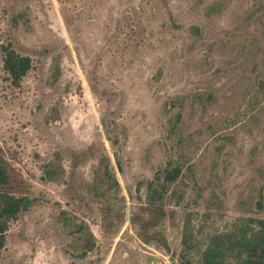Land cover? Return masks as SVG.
I'll return each instance as SVG.
<instances>
[{
	"label": "rangeland",
	"instance_id": "obj_1",
	"mask_svg": "<svg viewBox=\"0 0 264 264\" xmlns=\"http://www.w3.org/2000/svg\"><path fill=\"white\" fill-rule=\"evenodd\" d=\"M0 159L31 201L0 264H203L264 233V0H0Z\"/></svg>",
	"mask_w": 264,
	"mask_h": 264
},
{
	"label": "trees",
	"instance_id": "obj_2",
	"mask_svg": "<svg viewBox=\"0 0 264 264\" xmlns=\"http://www.w3.org/2000/svg\"><path fill=\"white\" fill-rule=\"evenodd\" d=\"M4 70L10 77L14 86H19L22 79L32 69V60L29 57L17 53L11 45L1 47ZM46 178L52 179L53 173L46 171ZM181 171L177 168L167 170L165 183H172L180 176ZM9 172L5 162L0 159V259L2 250L6 244V233L10 223L18 218L21 212L26 211L31 201L26 197H16L2 187L8 183ZM256 222L252 219L248 223ZM260 226L264 223L259 221ZM247 230H242L241 236L233 237L219 235L215 237L203 254V264H228L225 261L226 253L235 250L239 254V264H264V233L247 235ZM183 244L188 245L187 231L183 236Z\"/></svg>",
	"mask_w": 264,
	"mask_h": 264
}]
</instances>
